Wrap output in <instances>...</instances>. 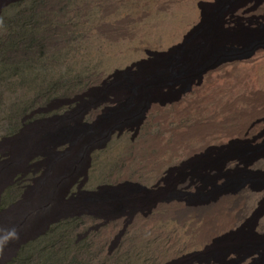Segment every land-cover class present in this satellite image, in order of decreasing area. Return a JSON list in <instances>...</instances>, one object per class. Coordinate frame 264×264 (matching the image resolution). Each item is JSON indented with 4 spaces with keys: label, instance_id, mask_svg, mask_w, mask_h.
I'll return each mask as SVG.
<instances>
[{
    "label": "rangeland",
    "instance_id": "1",
    "mask_svg": "<svg viewBox=\"0 0 264 264\" xmlns=\"http://www.w3.org/2000/svg\"><path fill=\"white\" fill-rule=\"evenodd\" d=\"M245 1H0V264H243L264 248V166L249 164L264 64L246 58L264 3ZM214 20L232 61L199 83L193 66L165 75ZM117 126L86 177V146Z\"/></svg>",
    "mask_w": 264,
    "mask_h": 264
},
{
    "label": "bare ground",
    "instance_id": "2",
    "mask_svg": "<svg viewBox=\"0 0 264 264\" xmlns=\"http://www.w3.org/2000/svg\"><path fill=\"white\" fill-rule=\"evenodd\" d=\"M246 1H248V0H246ZM252 1L255 3L254 7H257V8L260 7V5L264 3V0H252ZM236 6H237L236 4L231 6V8L229 9V11L227 13H230V14L233 13L236 9ZM203 21L206 22V24H208V22L206 20H203ZM202 24H204V23H202ZM217 24H218V21L214 20V22L212 23V26H210L207 29L208 31L206 32V34L205 35L203 34V36H199L196 39H194V41L191 42V44H190L191 47H190V49H188L186 54L182 58L180 57V58L173 59V61L171 62V67H169V65L167 64L169 69L167 70V72H163V73H165V75L169 74L170 70L174 67L176 69H179V72L181 74H187L188 75L187 69L189 67L193 66L196 70V79L198 80V83H199L202 81L203 76L207 77V75L208 76L212 75V73H214L215 70L219 66L224 65L223 67H225L226 66L225 64H227V62L232 61V60H229L227 58H224L223 57L224 55L220 56L221 54H217L215 51H213V50H215L216 46H221V45L228 42L224 39H218L217 36L215 35L214 29H215V27L218 28ZM251 57L252 58L254 57L252 60L253 63H257L258 66H259V64L263 65L264 64V46L256 48L246 58H249V60H250ZM172 63H173V65H172ZM169 64H170V62H169ZM254 79L255 78L253 77L252 78L253 82H254ZM143 84L145 86H149L146 83H143ZM144 85H142V86H144ZM133 91H134L133 93H136V88H134ZM138 91H142V92L146 93L148 91V88L143 89V87L138 86ZM141 106H143V107L139 111V114L137 115L136 119L133 120L132 130H134V131H135V129L138 130L140 128V126L143 124V122L146 118V114L151 107L150 103L146 102V101L143 104H141ZM250 127L251 126L248 125V127H246L245 131H248L250 129ZM117 129L120 130V132L123 131V128L120 126H117V128L109 129L108 131L104 132L100 137L98 136V137L93 138L94 143L86 146V149L84 152L86 163H85V166L83 168V175L86 176L88 173L87 171H88V168L90 165V154L92 152H94L95 150H101L104 143L106 141L110 140V137L112 136L113 132L115 130L118 131ZM39 158L40 157H37V159H39ZM249 164H254L256 166H264V157L262 158V160H251V161H249ZM71 187H72V185L67 189V191H69V189ZM244 187L245 186L242 185L239 188L234 189V190L237 193H239V192L242 193L243 192L242 190ZM252 191L255 192L258 196L264 195V189L263 188H255V189H252ZM236 225H237L236 228H238L240 223H237ZM249 237H253V236H249ZM241 261H242L241 263H243V264H264V248H253V249L247 250V252L243 255V258L241 259Z\"/></svg>",
    "mask_w": 264,
    "mask_h": 264
},
{
    "label": "trees",
    "instance_id": "3",
    "mask_svg": "<svg viewBox=\"0 0 264 264\" xmlns=\"http://www.w3.org/2000/svg\"><path fill=\"white\" fill-rule=\"evenodd\" d=\"M13 133L15 134V132H13ZM0 157H1V154H0ZM21 177H22V175H18L17 178L15 179V182H16L15 185H17L16 187L19 189L18 190L19 191V193H18L19 195L16 197V200H18L19 198H21L23 192L25 191L23 189V187H24L25 184H23V182L21 180ZM31 177H32V174H31Z\"/></svg>",
    "mask_w": 264,
    "mask_h": 264
}]
</instances>
